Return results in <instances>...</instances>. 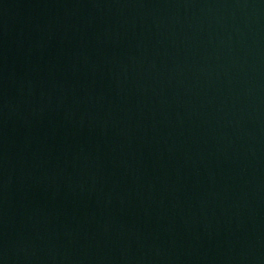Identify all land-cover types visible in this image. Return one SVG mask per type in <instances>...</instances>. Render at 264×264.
<instances>
[{
  "label": "water",
  "instance_id": "1",
  "mask_svg": "<svg viewBox=\"0 0 264 264\" xmlns=\"http://www.w3.org/2000/svg\"><path fill=\"white\" fill-rule=\"evenodd\" d=\"M0 264H264V0H0Z\"/></svg>",
  "mask_w": 264,
  "mask_h": 264
}]
</instances>
